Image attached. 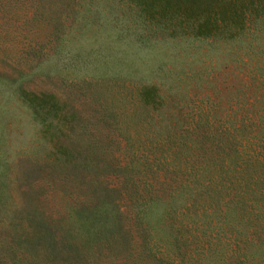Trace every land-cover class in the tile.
<instances>
[{
	"label": "trees",
	"instance_id": "trees-1",
	"mask_svg": "<svg viewBox=\"0 0 264 264\" xmlns=\"http://www.w3.org/2000/svg\"><path fill=\"white\" fill-rule=\"evenodd\" d=\"M118 1L131 16L121 32L143 47L174 39L224 51L231 56L218 69L231 80L205 77L190 96L178 94L182 102L166 103L143 85L142 106L179 113L129 140L137 153L121 158L95 152L104 148L90 137L70 138L50 94L14 86L39 133L55 141L23 171L19 205L6 206L0 185V264H264V0ZM78 2L0 0V36L18 37L10 21L31 10L47 12L57 30L58 15ZM20 36L28 52L41 43ZM0 83L11 85L4 74Z\"/></svg>",
	"mask_w": 264,
	"mask_h": 264
},
{
	"label": "rangeland",
	"instance_id": "rangeland-1",
	"mask_svg": "<svg viewBox=\"0 0 264 264\" xmlns=\"http://www.w3.org/2000/svg\"><path fill=\"white\" fill-rule=\"evenodd\" d=\"M98 4L97 0H79L75 7L67 6L72 9L58 15L57 30L52 29L47 12L35 15L33 10L27 11L10 21L11 32L18 37L0 36V74L11 82L0 83V185L5 193L9 191V208L11 201L21 203V193L27 188L23 171L29 169L30 159L42 157L55 141L49 134L39 133L30 110L15 96L14 86L50 94L62 106L56 121L72 128L70 138L79 134L90 137V144L104 148L95 152L121 158L137 153L129 140L143 138V132L150 136L154 126L166 124L162 120L166 115L179 113L171 105L142 106L137 91L143 85L157 86L166 103L178 94L190 96L205 77L209 84H218L223 73L231 80L230 72L218 69L231 55L208 53L202 45L183 47L184 42L174 39L143 47L131 31H120L131 16L118 0ZM4 22L0 19L3 29ZM20 34L41 43L28 52L29 40ZM170 86L177 92H171ZM168 119L174 121V115ZM0 227H5L2 218Z\"/></svg>",
	"mask_w": 264,
	"mask_h": 264
}]
</instances>
